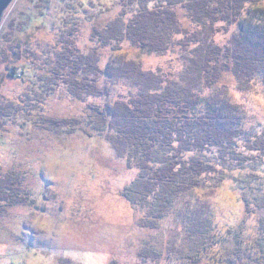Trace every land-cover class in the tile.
<instances>
[{"label": "rangeland", "instance_id": "374dc122", "mask_svg": "<svg viewBox=\"0 0 264 264\" xmlns=\"http://www.w3.org/2000/svg\"><path fill=\"white\" fill-rule=\"evenodd\" d=\"M122 9L121 0H14L5 12L0 97L4 105L23 102L27 108L25 116L0 121V167L19 175L27 200L0 214V264H245L234 259L233 245L222 249L213 244L215 238L230 236V229L253 231L264 216V211L247 212L231 178L217 189L183 195L158 228L143 227L146 213L123 196L139 171L129 165L126 150L117 148L111 118L105 126L96 124L87 111L88 105L107 108L136 94L135 81L121 76L124 64L134 61L144 71H160L173 79L184 65L178 53H151L129 42L120 52L105 51V97L80 101L59 86L47 100L44 116L31 112L40 110V99L32 95L40 92L42 71L34 70L44 59H54L55 49L61 48L60 33L75 25L78 32L72 40L91 47L93 26H104ZM245 19L243 29H251L247 42L264 37V2L252 7ZM239 32L233 26L217 39L227 44ZM31 53L42 57L32 60ZM210 96L221 114H241L250 129L264 128V83L247 95L228 75ZM45 118L75 119L79 124L70 132L68 127L44 125ZM206 220L207 239L195 233Z\"/></svg>", "mask_w": 264, "mask_h": 264}, {"label": "trees", "instance_id": "16d2710c", "mask_svg": "<svg viewBox=\"0 0 264 264\" xmlns=\"http://www.w3.org/2000/svg\"><path fill=\"white\" fill-rule=\"evenodd\" d=\"M262 2L121 0L119 16L104 26H93L91 47L82 48L72 40L78 32L75 25L60 33L61 48L55 49L54 59H44L46 62L34 70L42 71L37 81L40 92L33 89L32 95L40 99L36 104L40 110L31 112L44 116L46 102L59 86L80 101L105 97L103 81L108 73L101 65L105 51L120 52L129 42L151 53H178L184 65L173 79L160 71H144L130 61L121 67V76L135 81L138 88L130 101H117L107 108L88 105V114L96 124L105 126L111 118L117 148L126 150L129 165L139 171L123 196L146 213L141 226L158 228L183 195L195 189H217L231 178L247 212L260 213L264 211V128L250 129L241 114H221L210 103V94L228 75L247 95L264 83V37L247 42L251 29H243L251 8ZM233 26L242 34L230 43L219 42L220 33H229ZM31 54L32 60L42 57ZM205 90L209 92L202 95ZM2 98L0 121L25 116V103L4 105ZM42 121L54 129L68 127L70 132L79 124L66 118ZM24 190L19 175L6 174L0 167V214L25 203ZM208 222L202 221L195 229L206 239ZM244 231L243 226L230 229L232 237L215 238L213 244L222 249L233 245L230 252L234 259L245 264H264V216L253 231Z\"/></svg>", "mask_w": 264, "mask_h": 264}, {"label": "water", "instance_id": "95a60500", "mask_svg": "<svg viewBox=\"0 0 264 264\" xmlns=\"http://www.w3.org/2000/svg\"><path fill=\"white\" fill-rule=\"evenodd\" d=\"M13 2L14 0H0V26L3 21L5 12L8 10V8L11 6Z\"/></svg>", "mask_w": 264, "mask_h": 264}]
</instances>
